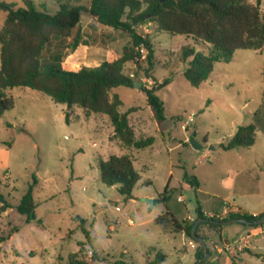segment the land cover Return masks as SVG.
Instances as JSON below:
<instances>
[{
  "label": "rangeland",
  "instance_id": "rangeland-1",
  "mask_svg": "<svg viewBox=\"0 0 264 264\" xmlns=\"http://www.w3.org/2000/svg\"><path fill=\"white\" fill-rule=\"evenodd\" d=\"M0 1L25 6V0ZM32 1L55 14L62 4L88 7L91 0ZM260 10L264 12V0ZM5 19L6 13L0 10V28ZM81 25L90 35L89 46L108 54H121L131 42L128 34L104 28L87 12H82ZM137 29L153 37L155 66L146 73L144 52L138 65H126L127 72L135 73L136 82L147 88L167 79L171 82L157 92L166 109L160 125L141 89L114 90L123 102L120 112L136 108L129 120L137 137H154L152 146L131 152L141 174L131 198L122 195L118 185L107 186L100 180L99 161L125 153L113 137L107 116L87 117L82 109H68L30 88L8 90L15 106L0 117V194L4 199L0 200V237L6 238L0 243V264H68L70 258L89 264H148L159 253L165 255L160 264H194L200 245L193 239L194 245H189L190 239L181 234L165 233L154 222L157 216L168 209L180 219L193 215L196 196L206 210H219L224 201L241 204L249 212L264 207V163H257L264 159V47L237 50L231 62L217 63L209 79L193 87L184 76L181 54L185 47L197 52L204 47L183 35L156 32L153 24ZM74 60L95 64L89 59ZM249 123L258 125L252 148L225 151L220 147L239 125ZM193 136L200 149L191 145ZM244 164L255 168L244 170ZM236 169L243 172L231 173ZM184 171L200 179L206 195L190 189ZM171 175L178 191L165 203L161 194ZM149 180L152 185H146ZM30 185L38 207L36 219L28 223L16 206ZM242 188L246 193L233 197L231 192ZM79 218L86 222L90 239L78 228ZM223 230L226 239L221 240L209 227L201 228L200 236L208 239L210 251L206 264H264V224L234 223Z\"/></svg>",
  "mask_w": 264,
  "mask_h": 264
},
{
  "label": "trees",
  "instance_id": "trees-1",
  "mask_svg": "<svg viewBox=\"0 0 264 264\" xmlns=\"http://www.w3.org/2000/svg\"><path fill=\"white\" fill-rule=\"evenodd\" d=\"M24 7L0 1V10L6 19L0 28V117L15 106L14 97L8 93L12 88H30L42 92L58 104L68 109L74 107L84 111L87 117L93 114L105 115L113 128V137L125 151L121 155H111L99 161L100 180L107 186H119L122 195L131 198L133 190L141 181V174L134 166L132 150H141L154 143L153 136L137 137L130 124L129 115L136 110L120 112L123 102L114 90L119 87L135 88L136 74L127 72L129 63L139 64L146 53V73L154 69L153 37L150 33L141 34L138 27L153 24L156 32L170 35H183L204 47L197 52L183 48L181 61L186 65L184 76L193 87L206 82L217 63L231 62L237 50L260 51L264 47V12L260 10L261 0L254 5L247 0H91L88 7L62 4L60 10L51 14L39 9L32 0H25ZM82 12H87L95 22L105 28L128 34L131 42L121 54L109 52L107 60L98 66H87L82 62H67L66 58L80 45L89 46L87 32L82 28ZM94 29L93 25L88 26ZM264 72V71H263ZM167 79L156 87L142 86L148 106L155 121L162 124L166 119L165 103L157 92L170 84ZM66 121L69 122L68 114ZM258 132L256 123L239 125L233 137L220 147L225 150L249 149L254 146ZM188 184L198 190L199 182L195 176L184 171ZM172 175L161 197L166 203L178 188L171 184ZM146 185H152L151 180ZM179 190H183L182 185ZM30 185L22 196L16 209L27 217V222L35 220L38 203ZM0 200H4L0 194ZM196 217L206 219L200 223V230L209 227L220 232L223 227L209 220L224 222L243 218L249 222L259 220L258 215L231 213L220 219L218 215L208 217L196 196ZM80 228L90 239L85 229V221ZM196 220V219H195ZM195 220L180 219L168 209L155 219L165 233L184 234L191 238ZM246 226V225H245ZM251 226L257 227L252 224ZM206 242L208 239L203 237ZM6 238L0 237V243ZM208 253H210L208 249ZM204 254L197 248V264H206ZM165 255L159 253L148 264H160ZM68 264H89L70 258ZM231 264H239L232 262Z\"/></svg>",
  "mask_w": 264,
  "mask_h": 264
},
{
  "label": "crops",
  "instance_id": "crops-1",
  "mask_svg": "<svg viewBox=\"0 0 264 264\" xmlns=\"http://www.w3.org/2000/svg\"><path fill=\"white\" fill-rule=\"evenodd\" d=\"M92 19V18H91ZM93 20V19H92ZM105 28V27H104ZM106 52V53H105ZM75 53V54H74ZM74 53H72L71 55H69L68 57L69 58H72L71 60L72 61H69V62H80V61H75L74 59H76V58H80V59H83V60H87V59H89L90 60V62H94L95 64L93 65V66H91V65H87V61H83L82 63H84L85 65H87V66H91V67H94V66H98V65H100L102 62H104L105 60H107V58H108V51H103L101 48H99L98 46H84V45H80L78 48H77V50L74 52ZM75 55V57H73ZM68 62V61H67ZM153 118H154V116H153ZM155 120V119H154ZM157 123V122H156ZM158 124V123H157ZM160 125V124H159ZM117 142V141H116ZM118 143V142H117ZM118 145H119V143H118ZM252 148V147H251ZM238 149H244V148H238ZM250 149V148H249ZM234 150V149H233ZM261 161H263V163H264V159H259V160H257V163L258 162H261ZM252 168H255V167H253V166H250V165H246V164H244V166H243V169L244 170H247V169H252ZM264 170V165H263V168H261V171H263ZM232 172H236L237 174L238 173H242L243 172V170L242 169H239V171L236 169V170H232L231 171V173ZM197 178V177H196ZM197 180H198V182H199V188H198V192H201V193H203V195H206L207 193H205L203 190H202V188H201V182H200V179H198L197 178ZM231 181H233L232 179H231ZM232 184V183H231ZM189 185V184H188ZM190 186V185H189ZM244 188V187H243ZM243 188H242V190H239L238 192L236 191V192H231V194L233 195V197H235V196H237V197H239L240 195H244V193H246L245 192V190H243ZM190 189H192V187L190 186ZM201 202V201H200ZM180 203H182V202H180ZM226 204H228V205H230L232 208H234V209H237V210H239L240 211V213H248V214H251V215H258V214H261V213H263L264 212V207L261 209V210H258V211H260V212H249L248 210H247V208H245V207H243V206H240L239 204H235V203H233V202H229V201H224L221 205H220V208H219V210L217 209V210H206L205 208H203V206H202V202H201V206H202V209H203V212L208 216V217H211V216H216V215H218L219 217H222V216H224L225 215V205ZM197 206V205H196ZM187 209H188V207H187ZM214 209H216V208H214ZM170 211H172V210H170ZM173 212V211H172ZM174 213V212H173ZM158 217V216H157ZM156 217V218H157ZM155 218V219H156ZM155 219H154V221H155ZM182 219H184V220H188V221H193V220H195V219H197V217H196V212L193 214V215H188V216H186V217H183ZM223 229L220 231V232H215V231H212L214 234H216V235H218L219 236V238L221 239V240H224V239H226V238H222V233H223ZM183 237H185V238H188L187 236H185L184 234H181ZM190 239V238H189ZM190 241H192L191 239L189 240V245H190Z\"/></svg>",
  "mask_w": 264,
  "mask_h": 264
},
{
  "label": "water",
  "instance_id": "water-1",
  "mask_svg": "<svg viewBox=\"0 0 264 264\" xmlns=\"http://www.w3.org/2000/svg\"><path fill=\"white\" fill-rule=\"evenodd\" d=\"M164 1H166V0H160V2H164ZM135 87L138 88V89H141L142 88V83L136 82L135 83ZM190 143L196 149H200L201 148L197 144V142L195 141L194 136L190 139ZM207 221L208 220H206V219H196L195 223L193 225L192 231H191V238L200 245L199 250L202 251L203 254H204L203 260H206V258L209 256V253H208V248H207L205 239L197 234V228H198V225L200 223L207 222ZM209 222L210 223L219 224L222 227H225V226H227L229 224H234V223H241V224H244V225H252V224H254V225H263L264 224V215L259 220L255 221V222H249V221H247V220H245L243 218H234V219H230V220H227V221H224V222H218V221L209 220ZM199 263H200V261L197 264H199Z\"/></svg>",
  "mask_w": 264,
  "mask_h": 264
},
{
  "label": "built area",
  "instance_id": "built-area-1",
  "mask_svg": "<svg viewBox=\"0 0 264 264\" xmlns=\"http://www.w3.org/2000/svg\"><path fill=\"white\" fill-rule=\"evenodd\" d=\"M188 120H189L190 122H192V121H193V117H189ZM187 126H188L187 123H186V124H183V125H182V129H183V130H186ZM179 201H180V202H183V201H184V198H183L182 196H180V197H179ZM231 213H240V211L237 210V209H234V208H232L230 205L226 204V205H225V215L222 216V217H220V219L225 218L227 215H229V214H231ZM211 217H213V216H211ZM130 224H132V225L134 224L132 220L130 221ZM263 233H264V231H263ZM190 245H194V242H193V241H190ZM88 254H89V257H92L93 252H92V251H89Z\"/></svg>",
  "mask_w": 264,
  "mask_h": 264
}]
</instances>
